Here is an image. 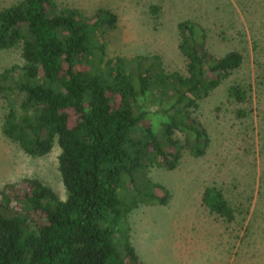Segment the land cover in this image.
<instances>
[{
    "label": "trees",
    "instance_id": "obj_1",
    "mask_svg": "<svg viewBox=\"0 0 264 264\" xmlns=\"http://www.w3.org/2000/svg\"><path fill=\"white\" fill-rule=\"evenodd\" d=\"M157 11L149 7L152 16ZM116 23L108 8L86 15L55 0L0 8V50L18 47L21 59L0 71V132L30 157L56 143L66 192L59 199L36 178L2 186L0 264H143L128 214L169 198L149 169L172 170L183 153L197 158L209 145L194 111L240 67L242 54L210 52L204 28L185 19L175 26L182 72L166 70L156 54L108 57L105 36ZM226 96L247 99L239 84ZM200 202L233 219L219 188L203 187Z\"/></svg>",
    "mask_w": 264,
    "mask_h": 264
},
{
    "label": "rangeland",
    "instance_id": "obj_2",
    "mask_svg": "<svg viewBox=\"0 0 264 264\" xmlns=\"http://www.w3.org/2000/svg\"><path fill=\"white\" fill-rule=\"evenodd\" d=\"M17 0H0V8ZM89 15L105 7L117 16L106 36L108 57L156 54L166 70L183 71L176 23L190 19L205 31L215 55L242 54L240 67L199 102L194 115L210 142L204 155L183 153L172 170L147 175L164 186L165 205H140L127 217L130 241L143 264H264V0H55ZM156 6V14L149 12ZM18 47L0 50V71L21 63ZM239 84L246 101L228 100ZM244 110L243 115L236 114ZM5 108L0 101V125ZM56 143L42 157L24 154L0 132V189L36 178L59 199L66 192L57 170ZM219 188L234 208L229 222L200 202L205 186Z\"/></svg>",
    "mask_w": 264,
    "mask_h": 264
}]
</instances>
